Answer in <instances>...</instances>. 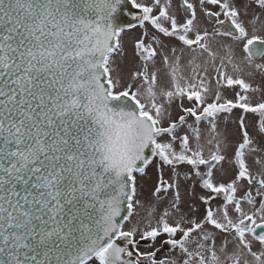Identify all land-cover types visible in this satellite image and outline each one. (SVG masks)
<instances>
[{"label":"snow or ice","instance_id":"6c2138e0","mask_svg":"<svg viewBox=\"0 0 264 264\" xmlns=\"http://www.w3.org/2000/svg\"><path fill=\"white\" fill-rule=\"evenodd\" d=\"M180 5L0 0V264H264V0Z\"/></svg>","mask_w":264,"mask_h":264},{"label":"rangeland","instance_id":"374dc122","mask_svg":"<svg viewBox=\"0 0 264 264\" xmlns=\"http://www.w3.org/2000/svg\"><path fill=\"white\" fill-rule=\"evenodd\" d=\"M196 4L198 5V0H195ZM173 11L179 18H183L184 12L181 9V6H179V0H173ZM136 20V19H134ZM202 23L205 24V26H210L206 19H202ZM132 24H137L136 21H132ZM125 30L122 32V40L124 43V51L125 55L122 58H118L120 67L123 69L125 73L129 71V69H132L134 66V60H133V48L135 40L140 37L142 34V30L139 27L131 28L129 29L127 26L124 28ZM161 39L164 40L166 44H172L175 43V41L168 40L167 38L161 37ZM258 82V81H257ZM229 95H231L229 93ZM176 113H174L175 117ZM240 115L239 110H234L231 116L228 117L227 120L221 119L219 127L221 130H226V135L228 136L229 140L235 141L239 138V133L237 131V123L236 118ZM247 123L249 126L250 133L255 137L256 136V130L253 127L255 123V117L252 115H249L247 118ZM159 163L158 159L155 160L151 165H149L146 169V174L144 176H140L137 174V183L139 188V197L141 200H143L145 203H148L152 200V191L154 189V185L158 178V170H157V164ZM186 166L181 169V171H186ZM165 178H167L170 174V170L165 167L164 168ZM189 187V184L183 183L181 184V191L182 193L185 191L186 188ZM197 194H199V188H197ZM163 237H161V240ZM160 241H157V246L159 247ZM141 248L142 250H149L148 244L146 242H141ZM168 254V246H164L163 250H161L158 253L159 257L165 256Z\"/></svg>","mask_w":264,"mask_h":264},{"label":"water","instance_id":"95a60500","mask_svg":"<svg viewBox=\"0 0 264 264\" xmlns=\"http://www.w3.org/2000/svg\"><path fill=\"white\" fill-rule=\"evenodd\" d=\"M137 14L136 10L131 9L130 3L121 6L118 12L115 14V23L122 28L128 26L134 21V16Z\"/></svg>","mask_w":264,"mask_h":264},{"label":"flooded vegetation","instance_id":"af4514ba","mask_svg":"<svg viewBox=\"0 0 264 264\" xmlns=\"http://www.w3.org/2000/svg\"><path fill=\"white\" fill-rule=\"evenodd\" d=\"M193 2L196 3L195 0H193ZM179 6H181V5H180V0H179ZM181 9H182V7H181ZM182 10H183V9H182ZM213 10H216V9H213ZM134 21H136V20H134ZM130 24H132V22H131ZM125 28H126V27H125ZM255 119H256V118H255Z\"/></svg>","mask_w":264,"mask_h":264}]
</instances>
